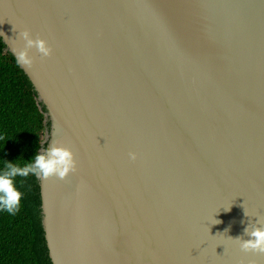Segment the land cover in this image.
I'll use <instances>...</instances> for the list:
<instances>
[{
  "label": "water",
  "instance_id": "obj_1",
  "mask_svg": "<svg viewBox=\"0 0 264 264\" xmlns=\"http://www.w3.org/2000/svg\"><path fill=\"white\" fill-rule=\"evenodd\" d=\"M24 30L39 152L77 162L38 180L52 264H264L232 239L264 217V0H0L13 58Z\"/></svg>",
  "mask_w": 264,
  "mask_h": 264
},
{
  "label": "trees",
  "instance_id": "obj_2",
  "mask_svg": "<svg viewBox=\"0 0 264 264\" xmlns=\"http://www.w3.org/2000/svg\"><path fill=\"white\" fill-rule=\"evenodd\" d=\"M4 47L0 38V170L7 162H31L49 124L31 81ZM16 179L23 193L21 207L14 215L0 211V264H52L41 221L39 181L34 175Z\"/></svg>",
  "mask_w": 264,
  "mask_h": 264
},
{
  "label": "clouds",
  "instance_id": "obj_3",
  "mask_svg": "<svg viewBox=\"0 0 264 264\" xmlns=\"http://www.w3.org/2000/svg\"><path fill=\"white\" fill-rule=\"evenodd\" d=\"M19 37L24 40V47L11 49L19 67L27 70L33 66L34 60L29 55V50L32 48H35L42 57L51 56L52 49L45 39L39 36L33 39L28 30L19 32ZM129 157L134 161L137 159V154L131 152ZM76 171L77 162L73 151L64 146L60 140L37 153L31 162H25L23 165L19 161L7 162L4 169L0 170V211L13 215L19 211L23 193L17 186V177L27 179L30 175H34L38 180H46L56 176L63 180ZM232 239L236 240L241 250L246 253L264 254V217H258L255 223H249L244 228L243 235Z\"/></svg>",
  "mask_w": 264,
  "mask_h": 264
}]
</instances>
